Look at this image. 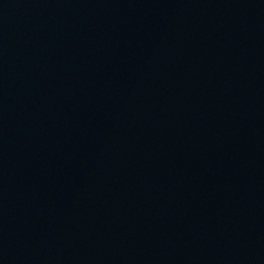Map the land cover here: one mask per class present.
Segmentation results:
<instances>
[{"label":"water","instance_id":"water-1","mask_svg":"<svg viewBox=\"0 0 264 264\" xmlns=\"http://www.w3.org/2000/svg\"><path fill=\"white\" fill-rule=\"evenodd\" d=\"M0 264H264V0H0Z\"/></svg>","mask_w":264,"mask_h":264}]
</instances>
